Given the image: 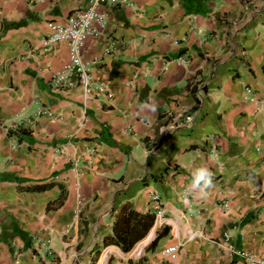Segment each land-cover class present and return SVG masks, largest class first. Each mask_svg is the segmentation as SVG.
Returning <instances> with one entry per match:
<instances>
[{
    "label": "crops",
    "instance_id": "0c3cea01",
    "mask_svg": "<svg viewBox=\"0 0 264 264\" xmlns=\"http://www.w3.org/2000/svg\"><path fill=\"white\" fill-rule=\"evenodd\" d=\"M86 6L0 0V264L264 258V0L101 6L107 27L81 51L90 85L54 86L70 50L49 23ZM202 166L214 187L197 199Z\"/></svg>",
    "mask_w": 264,
    "mask_h": 264
},
{
    "label": "built area",
    "instance_id": "2783aa9c",
    "mask_svg": "<svg viewBox=\"0 0 264 264\" xmlns=\"http://www.w3.org/2000/svg\"><path fill=\"white\" fill-rule=\"evenodd\" d=\"M125 0H99V7L105 6L112 10L120 6ZM94 0H87V6L80 8L71 15H69L64 22H50L49 23V34L47 36L48 43L65 42L69 46L70 50V61L68 65L60 72H56L51 79V83L54 86H60L67 83L70 78L75 77L77 82L83 86H89L91 83L89 64L84 62L82 59L81 51L83 44L87 37L98 36L107 27V15L102 13L96 8V15L92 23L85 29H83L85 35L83 39H76L72 35H69L63 39H53L62 31L72 29L73 31H80V21L92 8ZM177 62L182 63V58H177ZM47 116L52 119V114L47 109L40 108L35 113V117ZM35 119V118H34ZM31 120H28V125H31ZM150 199L153 202L155 208V215L158 222L163 223V204L160 196L156 193L150 194ZM223 239L228 242L229 236L227 233L223 234ZM230 250H233L231 245H227ZM177 251V246H170L164 249L163 254L165 256H173ZM236 254L248 261V264H264V258H256L244 251H238Z\"/></svg>",
    "mask_w": 264,
    "mask_h": 264
},
{
    "label": "clouds",
    "instance_id": "9594fccd",
    "mask_svg": "<svg viewBox=\"0 0 264 264\" xmlns=\"http://www.w3.org/2000/svg\"><path fill=\"white\" fill-rule=\"evenodd\" d=\"M99 7V0H94L92 8L90 11L81 18L80 21V31L76 32L72 29H68L67 31H62L53 39H63L72 35L76 39H83L85 33L83 29L87 28L93 21L96 15V8ZM142 107H151V110H155V105L151 102L143 105ZM214 187V173L205 166L198 167L192 172V180L191 184L187 189L188 195L193 198L203 199L206 198L210 189Z\"/></svg>",
    "mask_w": 264,
    "mask_h": 264
},
{
    "label": "trees",
    "instance_id": "16d2710c",
    "mask_svg": "<svg viewBox=\"0 0 264 264\" xmlns=\"http://www.w3.org/2000/svg\"><path fill=\"white\" fill-rule=\"evenodd\" d=\"M165 235H167L166 229L162 233H160V234L157 235L156 239L151 243V248H154L156 246V242L158 241V239L161 238V237H164ZM118 240H119V244L121 243L120 247H121V249L123 251L127 252V251H129L131 249V246L133 244L132 245H130V244L124 245V242L126 241L124 238L122 239V238L119 237Z\"/></svg>",
    "mask_w": 264,
    "mask_h": 264
}]
</instances>
